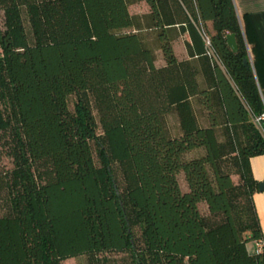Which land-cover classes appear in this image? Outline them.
<instances>
[{"label": "trees", "instance_id": "16d2710c", "mask_svg": "<svg viewBox=\"0 0 264 264\" xmlns=\"http://www.w3.org/2000/svg\"><path fill=\"white\" fill-rule=\"evenodd\" d=\"M138 3L147 14L129 13ZM0 12V264H264L247 249L263 239L250 160L264 155V86L232 0H0ZM176 27L190 60L174 55Z\"/></svg>", "mask_w": 264, "mask_h": 264}, {"label": "crops", "instance_id": "0c3cea01", "mask_svg": "<svg viewBox=\"0 0 264 264\" xmlns=\"http://www.w3.org/2000/svg\"><path fill=\"white\" fill-rule=\"evenodd\" d=\"M232 3L250 62H254L256 64L261 85L264 86V0H232ZM147 13L148 10L145 14ZM206 27L209 31H211L210 23H206ZM175 31L178 33V36L172 43V49L175 57L179 61L190 60L191 58L188 56L186 49V44L191 43L189 35L186 32L181 33L178 27H176ZM155 56V66H163L164 62L162 60L161 53L156 51ZM194 58H196L195 53ZM250 166L254 180L257 183L264 181V155L252 158L250 160ZM253 203L264 238V192L260 193L256 189L253 194ZM255 248L256 245L254 243H249L247 245V249L250 253H253Z\"/></svg>", "mask_w": 264, "mask_h": 264}, {"label": "rangeland", "instance_id": "374dc122", "mask_svg": "<svg viewBox=\"0 0 264 264\" xmlns=\"http://www.w3.org/2000/svg\"><path fill=\"white\" fill-rule=\"evenodd\" d=\"M147 10H148L147 6L144 5L143 3L137 4V5H132L129 7V12L131 15L140 16V15L145 14L147 12ZM2 23H3V17H2V13L0 12V25H2ZM23 24H24L25 30L28 34L29 28H28V24H27V21L25 18H24ZM141 34L145 39L150 38L149 33H147V32H143ZM75 100H76V98L74 96H70L68 99V105H69L70 111H73V106H74ZM93 114H94V116H96V114L94 112H93ZM168 125H169V129L173 135L175 132V121L173 118L168 119ZM191 156H194V155H191ZM10 167H11V162L6 155L5 150L0 145V173L5 172ZM232 180L234 182H237V178L235 176H232ZM179 184H180L182 191H184L185 186H184V182H183L181 176H179ZM1 207H2V204L0 203V214H2V208ZM199 210L201 213H205V211H206L205 206L200 205ZM110 257L113 259H120L122 256L112 254V255H110ZM64 264H87V258L85 256H80V257H77L75 259L66 260V261H64Z\"/></svg>", "mask_w": 264, "mask_h": 264}, {"label": "built area", "instance_id": "2783aa9c", "mask_svg": "<svg viewBox=\"0 0 264 264\" xmlns=\"http://www.w3.org/2000/svg\"><path fill=\"white\" fill-rule=\"evenodd\" d=\"M201 38L204 44V48H205V54L206 56L211 60L216 62L217 64L219 63L212 47H211V43H210V38L205 34V32L201 31ZM256 248L254 250L255 254H258L260 252H264V238L262 239L261 242H259L258 244H255Z\"/></svg>", "mask_w": 264, "mask_h": 264}, {"label": "water", "instance_id": "95a60500", "mask_svg": "<svg viewBox=\"0 0 264 264\" xmlns=\"http://www.w3.org/2000/svg\"><path fill=\"white\" fill-rule=\"evenodd\" d=\"M226 43H227V46L229 47V49L233 53H235L237 51V47H236L235 39H234V36L233 35H227L226 36ZM243 63H244V66H246V67H248V66L251 65L249 56H248V59L245 60ZM257 190L260 193L264 192V181L258 183Z\"/></svg>", "mask_w": 264, "mask_h": 264}]
</instances>
